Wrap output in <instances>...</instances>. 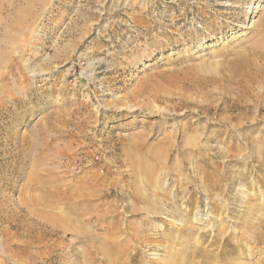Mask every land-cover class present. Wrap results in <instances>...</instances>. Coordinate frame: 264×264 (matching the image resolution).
<instances>
[{
  "label": "rangeland",
  "instance_id": "1",
  "mask_svg": "<svg viewBox=\"0 0 264 264\" xmlns=\"http://www.w3.org/2000/svg\"><path fill=\"white\" fill-rule=\"evenodd\" d=\"M263 29L264 0H0V264H264V81L231 68Z\"/></svg>",
  "mask_w": 264,
  "mask_h": 264
},
{
  "label": "bare ground",
  "instance_id": "2",
  "mask_svg": "<svg viewBox=\"0 0 264 264\" xmlns=\"http://www.w3.org/2000/svg\"><path fill=\"white\" fill-rule=\"evenodd\" d=\"M254 25H255L254 23H251L250 28L251 27H254ZM256 36L257 37L254 40L252 46L250 47V50L247 53H244V52H242L241 54L239 53L237 55V57L239 56V60L240 61L236 62L235 65L232 64V67L231 68H232L233 71L234 70H237V73H239V74H241L243 76H246V74L248 73V71L251 72V73H254V75H252L250 79L253 80V81H257V78H258L259 82L261 83V82L264 81V65H263L264 64V29L261 30L258 33V35H256ZM257 60L262 61V63L260 64ZM250 68L253 69L254 71H251ZM146 174L149 175L147 177V183L148 184H151L154 181V179H153L152 176L150 177V173L148 171L146 172ZM139 190L140 189L137 190V194H139ZM175 199H176V197H175ZM147 204H149V206L152 207L151 210H149L151 213L156 212V209H155L156 207H155V205H153L151 203V201L148 200L147 201ZM170 212H171V215L178 216L179 218H181L180 216H183V217L187 216L188 217V215H190V213L192 211L190 209H186V211L183 212V210H181V209H177V210L172 209L168 213H170ZM192 229L193 228L190 225L189 226L186 225L185 227H183L182 229H180V231L183 232V233L185 232V235H187L190 232V230H192ZM171 232L172 231H169V233L168 232L167 233L165 232L164 233L165 234L164 236L169 237L170 235H172ZM202 242L203 241H200L199 240L198 245L195 244V247L194 248H195V250L198 253L200 252V248H201V246H199V244H201ZM115 245H116V242H114V246ZM233 245H234L233 251L230 252V255H232V258L233 257H236V252H237V249H238V244H233ZM184 246H185V248L183 250H185V252L180 253V254L178 253V255H175L171 260L167 261L165 264H178V262L180 261L181 258H184V259H186L188 257L190 258V252L188 250L186 251L187 245L184 244ZM188 248H192V247L189 246ZM202 249L203 248H201V250ZM232 258H228L227 256H224V258H222L221 261L218 260V262H216V263L209 262L208 260H204V262H205V264H240L239 262H236L235 260H232ZM237 261H239V260L237 259ZM183 263H185V262L183 261Z\"/></svg>",
  "mask_w": 264,
  "mask_h": 264
}]
</instances>
